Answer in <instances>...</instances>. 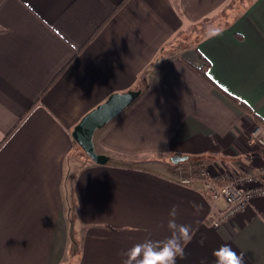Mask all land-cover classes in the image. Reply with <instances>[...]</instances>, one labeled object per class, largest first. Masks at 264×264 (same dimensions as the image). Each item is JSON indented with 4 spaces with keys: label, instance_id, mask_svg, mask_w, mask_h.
<instances>
[{
    "label": "crops",
    "instance_id": "crops-1",
    "mask_svg": "<svg viewBox=\"0 0 264 264\" xmlns=\"http://www.w3.org/2000/svg\"><path fill=\"white\" fill-rule=\"evenodd\" d=\"M138 87L94 133L108 162L78 166L81 118ZM258 124L264 0H0V264H139L134 246L179 225L176 264H216L222 245L264 264V197L215 228L224 202L170 160L257 165Z\"/></svg>",
    "mask_w": 264,
    "mask_h": 264
},
{
    "label": "built area",
    "instance_id": "built-area-1",
    "mask_svg": "<svg viewBox=\"0 0 264 264\" xmlns=\"http://www.w3.org/2000/svg\"><path fill=\"white\" fill-rule=\"evenodd\" d=\"M252 136L260 148H264V124H258ZM177 175L180 183L193 185L196 179L202 180V192L211 202L222 200L224 206L210 215V223L219 228L230 221L236 214L247 210L254 199L264 197V158L261 163L248 167H229L219 164L210 169L208 165L197 168L190 164L178 166Z\"/></svg>",
    "mask_w": 264,
    "mask_h": 264
},
{
    "label": "water",
    "instance_id": "water-1",
    "mask_svg": "<svg viewBox=\"0 0 264 264\" xmlns=\"http://www.w3.org/2000/svg\"><path fill=\"white\" fill-rule=\"evenodd\" d=\"M141 91V88H136L111 94L104 102L88 111L75 126L72 136L92 161L105 164L109 160L107 155L98 153L95 149L93 141L95 131L132 104ZM170 160L173 164H179L188 160V156L172 155Z\"/></svg>",
    "mask_w": 264,
    "mask_h": 264
},
{
    "label": "clouds",
    "instance_id": "clouds-1",
    "mask_svg": "<svg viewBox=\"0 0 264 264\" xmlns=\"http://www.w3.org/2000/svg\"><path fill=\"white\" fill-rule=\"evenodd\" d=\"M175 209V206L173 207ZM171 214V213H170ZM175 225L174 220L169 221ZM190 227L179 225L176 238L170 237L162 246L151 247L136 245L130 251L135 253L139 264H176L177 257L184 258V242L191 240ZM203 243V241H201ZM217 257L216 264H244L243 253L237 254L229 245H222L214 252ZM201 264H204L201 261Z\"/></svg>",
    "mask_w": 264,
    "mask_h": 264
},
{
    "label": "rangeland",
    "instance_id": "rangeland-1",
    "mask_svg": "<svg viewBox=\"0 0 264 264\" xmlns=\"http://www.w3.org/2000/svg\"><path fill=\"white\" fill-rule=\"evenodd\" d=\"M203 32V30L201 31V33ZM78 150L76 152V155H74L73 160L74 162L78 163V166H80L81 164L85 163L86 161H88L90 158L89 156L84 152V150L80 147V145H78ZM90 161V160H89ZM73 162V163H74ZM183 163V162H181Z\"/></svg>",
    "mask_w": 264,
    "mask_h": 264
},
{
    "label": "trees",
    "instance_id": "trees-1",
    "mask_svg": "<svg viewBox=\"0 0 264 264\" xmlns=\"http://www.w3.org/2000/svg\"><path fill=\"white\" fill-rule=\"evenodd\" d=\"M204 74H206V71H203ZM207 75V74H206ZM138 88H142V87H138ZM181 163L179 164H175L176 167L180 166Z\"/></svg>",
    "mask_w": 264,
    "mask_h": 264
}]
</instances>
